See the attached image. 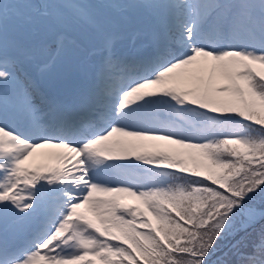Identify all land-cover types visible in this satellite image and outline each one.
<instances>
[{"label": "snow or ice", "instance_id": "6c2138e0", "mask_svg": "<svg viewBox=\"0 0 264 264\" xmlns=\"http://www.w3.org/2000/svg\"><path fill=\"white\" fill-rule=\"evenodd\" d=\"M0 264H264V0H0Z\"/></svg>", "mask_w": 264, "mask_h": 264}, {"label": "rangeland", "instance_id": "374dc122", "mask_svg": "<svg viewBox=\"0 0 264 264\" xmlns=\"http://www.w3.org/2000/svg\"><path fill=\"white\" fill-rule=\"evenodd\" d=\"M128 199H130V198H127V199L125 200V202H126ZM126 203H127V202H126Z\"/></svg>", "mask_w": 264, "mask_h": 264}]
</instances>
